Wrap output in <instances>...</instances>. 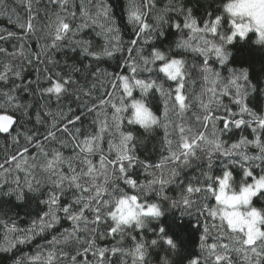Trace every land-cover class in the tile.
I'll list each match as a JSON object with an SVG mask.
<instances>
[{
    "label": "snow or ice",
    "instance_id": "snow-or-ice-1",
    "mask_svg": "<svg viewBox=\"0 0 264 264\" xmlns=\"http://www.w3.org/2000/svg\"><path fill=\"white\" fill-rule=\"evenodd\" d=\"M34 0H27L28 19L22 21L17 17L15 21L16 27L21 29L26 35L25 37L17 36V33L8 31L7 35H0V40H8L15 38L18 44L14 46L12 52L0 47V55L11 57L10 60H0V134H5L12 138L13 144H18L19 132L13 136L14 125L18 121L10 114L12 111L20 112L23 117H29L30 113L26 110L31 105H24L19 102L17 93L20 90L29 91L33 82L27 84L16 83L22 81V67L14 65L13 61L22 58L27 63H32L33 59L39 63L56 65V61L50 52L62 49L66 45L76 49H80V53L84 57H91L93 60L99 61L104 58L112 59L115 54L122 52V40L119 29L116 27V21L111 16L110 10L102 0H97L95 4V12L91 11V0H80L79 16L81 22L74 24L77 12L75 0H49V3L55 5L58 9L55 13V19L49 17L48 24L45 26L47 42L42 46L39 52H31L23 40L27 35H34L37 32V26L34 23L36 16L32 13V5ZM40 0H35L39 4ZM171 4V0H169ZM147 5V0H146ZM149 9L155 7V3L147 5ZM171 9L165 7L162 9L163 14L154 17L157 23L152 25L146 22L145 13L140 4L135 0H130L127 20L128 23L136 28L137 34L143 37L144 43L149 42V38L145 35L158 28L161 23H167V13ZM179 10V9H178ZM227 26L230 34L219 31L222 26L223 17L215 15L214 19L205 21L202 26L198 24V20L193 17L191 9L185 17L183 24L176 23L174 27L177 30H187L188 37L183 36L176 43L178 49L193 54H200L203 59V81L201 96L197 97L199 107L204 115H196L193 113L198 123L202 122L203 130L193 132L192 127L186 124H176L175 129L179 131L178 141H173L169 137L171 133L169 128L173 127V120L170 114L183 117L184 114L191 109V102L185 92L186 77L189 75L187 71V62L181 58H171L165 52L153 49L150 55H143V49L129 48L131 53L136 52L137 58H131V63L125 62L126 69L129 74L121 73L119 75L109 73L107 71L97 70L93 73L95 79L100 82L101 89L107 84L112 91L104 92L107 99L103 95L95 94L96 84L93 83L88 91H84L82 87L79 91L91 100L97 101L93 106L89 101H83L86 110L90 114H94L93 123L97 130L95 133H88L81 138V129L75 127L76 122L81 119L80 115L73 118L69 117L59 107V102L65 95H75L77 100L80 96L74 93L70 86L78 85L79 82L75 78V73H80L81 68L76 65H67V72L56 71L54 75H50L49 69L44 68L43 81L47 86L41 85V79L38 76L35 82V91L39 93L42 99L50 103L55 98L58 106L55 111L44 104L40 106L43 110L35 113L37 124L45 123L44 117H48L51 121L47 125V131L44 141L58 143L61 147H66L68 143H73V154L65 156L60 149H53L49 153L44 142L36 143V138L28 133H24V140L27 145H33L36 149V155L29 153V147L26 145L19 156L13 154L10 159L6 158L5 163H14L15 169L22 171L26 176L32 175V169L37 167V159L43 157L44 163L39 165L41 170L47 173V179L52 184L53 191L47 201H42L48 206V210L44 211L38 218L33 219L27 228H19L15 221L12 226L4 221H0L6 228L3 240H0V252H8L15 248L18 244H24L31 241L35 236L43 234L52 229L56 224L60 223V213L64 214L67 220L72 223V229H65L59 237L54 236L50 243L55 246L61 242L68 243L75 239L77 243L83 245L82 249H77L75 254L69 256L62 249L49 250L47 255L37 253L31 257H27L29 264H93L86 257L89 252L92 253L94 264H111L108 255L115 256L117 253L121 256V264H127L125 257H131V264H148L147 257L148 243L140 240L134 244L132 249H126L119 246L124 239L125 232L128 229L135 228L142 230L148 227L139 220L124 221L118 218L117 209L124 201L134 202L140 211L142 217L151 220L161 214V207L157 203H142L140 197L136 194H129L124 188L120 187L118 181L136 192H152L157 194L163 192L166 185L173 183L179 175L181 167L189 166L192 159L199 160L201 154L207 161L206 170H202L201 174L205 178L206 183L198 182L193 185L189 182L184 188V194L181 195L180 203L187 208H191L193 204L198 203L197 194L203 193L204 203L201 205L200 215L205 216L203 225V234L200 236L201 252L207 255L204 258V264H264V217L255 208L247 210V206L251 205L254 197L264 192V115H257L252 109L245 104V96L247 94L246 82L248 81V71L245 69L240 74L233 76L224 82L219 72L214 71L209 66V57L214 54L218 62L223 65L228 61V55L225 52L223 44H217L215 40L208 39L218 37L224 44H232L236 37L243 39L248 32L255 31L257 38L264 41V32L259 28L253 30L251 24H248L247 31H241L242 24L231 13L226 14ZM251 21V18H247ZM94 26L99 29L98 35L103 38V45L99 49L93 48V43L87 39H77L79 33L86 27ZM195 41V43H193ZM139 41H130L131 45H136ZM44 60H41V57ZM157 62H160L157 65ZM170 65H180L181 70L173 74L168 70ZM85 69L91 65H85ZM158 73L163 74L167 81L174 82V87L165 88L163 82L151 77L140 78V73ZM245 83H240L239 81ZM235 88V95L232 102L239 107L238 112H233L223 104L221 97L228 96L230 89ZM134 90H139L140 97H147L153 90L159 93V97L163 102L162 114L154 113L150 124H145L135 118V110L143 106L142 100L135 98ZM207 96V102L204 96ZM130 100V103H129ZM223 108L228 113L227 116H219L217 113ZM69 111H71L69 109ZM244 114L251 117L250 120L243 118ZM237 116L241 118H236ZM125 121L129 126H139L145 131H152L155 128L164 130V143L167 145L168 155L162 157L158 162H150L140 160L136 155L137 137L133 131L126 130ZM223 121L222 127L219 122ZM63 123V127L60 124ZM75 127L73 133L69 127ZM251 128L254 138L240 137L237 141H229L224 139L234 126L240 129L241 126ZM255 125V126H253ZM210 129V130H209ZM58 132L63 134V138L58 136ZM70 137V140L68 139ZM107 137L108 154H105L102 147ZM175 143V147L173 144ZM254 148L252 152L249 149ZM98 156V160L93 157ZM216 159H222L223 167L220 174L213 175L212 168ZM239 164L242 171V178L238 188L235 186L234 173L229 170V166ZM79 165V167H77ZM174 167H170L173 166ZM136 167H142L148 177L145 183L137 181L131 175ZM4 168V164L0 163V169ZM65 169H67L65 171ZM259 169V174H254V170ZM195 179V178H194ZM19 183V178H17ZM29 190H33L32 183L25 180ZM37 184L40 181H36ZM234 189V191H230ZM68 191H72L73 195L67 205L60 203L61 197ZM59 193V194H57ZM224 196H231L235 201L236 211L240 216H254L257 219L255 226L235 227L233 222L227 218L228 209L222 202ZM18 199L23 198L21 192ZM167 200L168 197L164 196ZM214 203H209L213 201ZM173 206L176 201L173 200ZM91 214V216L89 215ZM211 220V227L207 223ZM110 222L108 230L100 228L101 223ZM151 230V229H149ZM211 232H215L213 237ZM96 233L101 236H119L120 240L117 244L109 248L97 246V235H88L86 239H81L80 234ZM159 233L163 234L164 229L161 227ZM136 240V237H132ZM226 241V242H225ZM163 243L170 248L173 246L171 239H163ZM152 246L158 245V239H151ZM14 264H24L23 259H17ZM162 264H168L167 259ZM189 264H200L199 258H191Z\"/></svg>",
    "mask_w": 264,
    "mask_h": 264
},
{
    "label": "trees",
    "instance_id": "trees-1",
    "mask_svg": "<svg viewBox=\"0 0 264 264\" xmlns=\"http://www.w3.org/2000/svg\"><path fill=\"white\" fill-rule=\"evenodd\" d=\"M97 0H91V11L95 12V4ZM104 4L110 10L111 16L116 21V27L120 30L119 34L122 40L123 51L115 54L114 58H104L99 61L93 60L91 57H84L80 53V49H73L69 46H65L62 49L53 50L50 55L54 57L58 64H46L39 63L33 59L32 63L23 61L22 58H17L13 61L14 65H20L22 67V81H15L16 83L27 84L29 81L33 82V86L29 91L20 90L17 93L19 102L24 105H31L26 110L30 113L29 117H23L20 112L12 111L9 109L8 114L12 115L18 123L13 130V136L19 132L21 135L17 137L19 140L18 144H13L12 138L9 136H3L0 134V163L4 164V168L0 169V221H4L8 227L12 226V222L15 221L19 228H27L33 219L38 218L44 211L48 210L46 203L50 194L55 191L50 181L47 179V173L43 172L39 165L44 163L43 157H39L36 161L37 167L32 169V175L26 176L24 172L15 169L14 163H5L6 158L10 159L11 155L17 156L23 151L27 142L24 140V133H28L36 138L35 142H44L45 147L49 153L55 148L60 149L65 156L73 154V143H68L66 147H61L58 143L44 141V136L47 131V125L51 123L48 117H44L45 123L37 124L35 120V113L40 110L43 115V110L40 108L42 104L46 107H50L53 111L56 110L58 103L55 98L51 99L50 103L45 99H42L35 91V82L38 76L41 79V85L47 86L43 77L45 75L44 68L47 67L50 71L48 74L54 75L56 71L67 72V65H76L81 68L80 73H75V78L79 82L78 85L70 86L71 90L80 96V100L76 99L75 95H65L59 102V107L69 117L73 118L76 115H80L81 119L76 122L75 127L81 129V138L88 133H95L97 130L96 125L93 123L94 114L87 112L83 101H89L93 106L97 103L95 100H91L89 97L83 95L79 91L82 87L84 91H88L92 87V84H96L95 94L97 96L103 95L104 99H107V95L104 92H111L112 89L105 84L101 89V84L97 81L93 75L97 70L107 71L119 75L121 73L129 74L126 69L125 62L131 63V58H137L136 52H129V48L143 49V55H150L153 49L165 52L171 58L185 59L187 62V71L189 75L186 77L185 92L191 102V109L187 111L183 117L175 114H170L173 120V127L169 128L171 133L170 139L178 141L179 131L175 129L176 124H186L192 127L193 132L202 131V122L198 123L193 115L203 116L204 113L199 107L197 97L201 96L202 88L204 86L203 81V59L204 57L200 54H193L192 52L184 51L176 47V43L183 36L184 39L188 37L187 30H177L174 25L176 23L183 24L185 17L188 14V10L191 9L192 15L198 20L200 26L205 21L214 19L215 15H221L223 17L222 26L219 31L226 34H230L227 26V17L222 12V4L224 0H147V5L155 3V7L149 9L146 5V0H135L136 3L140 4L142 10L145 13V20L147 23L156 25L157 21L154 17L162 15V9L169 7L171 10L167 13V23H161L158 28L153 31L146 33L145 35L149 38L147 44L144 43L143 37L138 36L136 28L128 23L127 12L130 0H102ZM77 12L76 19L73 21L74 24H79L81 18L79 16V3L80 0H75ZM179 9V10H178ZM32 13L36 16L34 23L37 26V32L34 35H27L23 42L27 48L35 53L39 52L42 46L47 42L45 26L48 24L49 17L55 19L54 13L58 10L55 5L49 3V0H40L39 4L35 3L32 5ZM28 7L27 0H0V35H7L8 31L17 33L19 37H25V33L16 27V24L11 21H15L17 17L21 18L22 21L28 19ZM99 29L94 26L84 28L77 39H87L92 41L93 48L99 49L104 41L101 35H98ZM208 39H213L217 44H223L225 51H230L231 55L228 61L221 65L217 58L213 55L209 57V66L214 71L221 74V78L224 82H227L233 74H240L245 69L248 71V81L246 82L247 94L245 96V104L252 109L257 115H264V45L257 46L253 41L257 38L255 31H251L247 34L243 40L236 37L232 44H224L218 37H212L209 35ZM138 40L136 45H131L130 41ZM195 43V41H193ZM18 44V40L10 38L8 40H0V47H3L12 52L14 46ZM11 57L0 55V60H10ZM45 58L42 56L41 60ZM160 62H157L159 65ZM91 65L90 68L85 69V65ZM140 78L151 77L157 79L158 82H163L165 88L169 86L174 87V82L167 81L163 74L154 71L153 73H140ZM245 83L244 81H239ZM235 95V88H231L229 95L221 97L222 102L227 108H230L233 112H238L239 107L235 105L232 100ZM135 98H140L139 90H134ZM207 102V96L204 97ZM147 102L151 109L157 114H162L163 102L159 97V93L154 90L147 97ZM130 103V100H129ZM69 109L71 111H69ZM219 116H227L223 108L217 113ZM236 118H241L237 116ZM245 120H250L247 114H244ZM222 127L223 121L219 122ZM255 126V125H253ZM63 127V123L60 124ZM71 131L75 132V127L69 125ZM126 130L133 131L134 135L138 138L135 144L136 155L140 160L158 162L162 157L167 156V145L164 143V130L162 128H155L152 131H145L139 126L127 125L125 121ZM210 130V129H209ZM58 136L63 138V134L58 132ZM254 138L251 128L248 126H241L240 129L232 127L231 131L223 138L229 141H237L240 137ZM70 140V137L68 138ZM107 137L103 142V149L105 154H108ZM29 147V153L35 156L36 149L33 145H27ZM175 147V143L173 144ZM252 152L256 150L254 148L249 149ZM98 156L93 157L94 161L98 160ZM79 167V165H77ZM170 167H174L170 166ZM223 167L222 159H216L213 164L212 173L213 175L220 174ZM207 161L201 154L199 160L192 159L189 166L181 167L179 169V175L176 180L165 186L163 192L157 194L156 191L152 192H136L123 184L122 181H118L120 187L124 188L129 194H136L140 197L142 203H157L164 211V215L159 219V222L149 220L148 227L142 230L135 228L128 229L125 232L124 239L120 242L121 247L126 249H132L134 244L140 240H144L148 243V264H162L165 259L173 258V264H189L191 258H199L200 264H204V258L206 253L201 252V241L200 236L203 234V225L205 223V216L200 215L201 205L204 203L203 193L197 194L198 203L193 204L191 208H187L182 205L179 201L181 195L184 194L185 186L191 182L193 185H197L198 182L206 183L205 178L202 176V170H206ZM67 169H65L66 171ZM229 170L234 173L235 186L238 188L242 178V171L237 164L236 166H229ZM260 170L255 169L254 174H259ZM131 175L137 181L145 183L148 179L145 170L142 167H136L132 170ZM19 178V183H17ZM195 178V179H194ZM32 183L33 190H29L25 180ZM36 181H40L39 184ZM23 193V198L18 199V195ZM59 194V193H57ZM73 195L72 191L66 192L60 200L62 205H67ZM167 196L168 199H163ZM173 200L177 203L173 206ZM209 203H214L209 201ZM251 207L258 209H264V192H261L258 196L254 197L251 202ZM91 216V214L89 213ZM61 220L59 224H56L52 229L44 232L43 234L35 236L34 239L24 244H18L15 248L8 252H0V264H14L17 259H23L24 264H29L27 257H31L37 253L47 255L49 250L55 248L56 250L62 249L68 253L69 256L75 254L77 249H82L83 245L76 242L75 239L68 243L61 242L58 245L53 246L50 241L54 236L59 237L65 229L71 231L72 223L64 217L63 213H60ZM110 222H103L100 225L102 230L109 229ZM207 223L211 227V220ZM164 229V233H159L160 228ZM151 229V230H149ZM6 228L3 224H0V240H3ZM88 235H97V246L111 249L120 240L119 236H103L96 233L85 234L81 233L80 238L86 239ZM211 236H215V232L210 233ZM133 236L136 240H133ZM171 237L178 243V251L174 253L171 248L163 243L161 237ZM151 239H158V245L152 246L150 244ZM226 242V241H225ZM89 261H93L94 258L92 253L89 252L87 257ZM127 264H131V257H125ZM108 260L111 264H121V256L117 253L115 256L109 254ZM39 264V262H36ZM67 264V261L64 262ZM211 264V261H209Z\"/></svg>",
    "mask_w": 264,
    "mask_h": 264
},
{
    "label": "clouds",
    "instance_id": "clouds-1",
    "mask_svg": "<svg viewBox=\"0 0 264 264\" xmlns=\"http://www.w3.org/2000/svg\"><path fill=\"white\" fill-rule=\"evenodd\" d=\"M221 7L222 12L225 15L228 12H231L238 19V22L242 24L241 31H247L248 24L250 23L253 30L259 28L261 32H264V0H224V3ZM248 17L251 18V21L247 20ZM253 43L257 46L264 45V41H260L258 40V38H256ZM225 52L229 58L231 52L229 50ZM168 70L173 74H176L181 70V66L170 65ZM137 99L142 100L143 106L138 107L135 110V118L145 124H150L154 113L152 112V109L149 106L146 97H140ZM230 191H234V189H230ZM222 202L228 209L227 218H229L233 222V225L235 227L256 225V217L247 215L243 217L240 216L239 212L236 211V205L238 201H235L231 196H224ZM250 208H255L256 211L261 213V217H264V209H258L256 207L247 206V210H250ZM117 213L118 218L124 221L139 220L141 223L148 225L149 219L140 215V211L136 207L134 202L127 200L122 202L119 208L117 209ZM164 213L165 211L161 208V214L158 217H153L151 220L154 222H159V219L164 215ZM161 239H171L173 241V246L171 247V250L174 253H177L178 243L176 241H174L171 237L168 236L161 237ZM167 261L168 264H173L174 260L173 258H169L167 259Z\"/></svg>",
    "mask_w": 264,
    "mask_h": 264
},
{
    "label": "water",
    "instance_id": "water-1",
    "mask_svg": "<svg viewBox=\"0 0 264 264\" xmlns=\"http://www.w3.org/2000/svg\"><path fill=\"white\" fill-rule=\"evenodd\" d=\"M15 126H16V125H14V128H15ZM1 135H3V136H7V135H5V134H1Z\"/></svg>",
    "mask_w": 264,
    "mask_h": 264
},
{
    "label": "rangeland",
    "instance_id": "rangeland-1",
    "mask_svg": "<svg viewBox=\"0 0 264 264\" xmlns=\"http://www.w3.org/2000/svg\"><path fill=\"white\" fill-rule=\"evenodd\" d=\"M251 206V205H250Z\"/></svg>",
    "mask_w": 264,
    "mask_h": 264
}]
</instances>
